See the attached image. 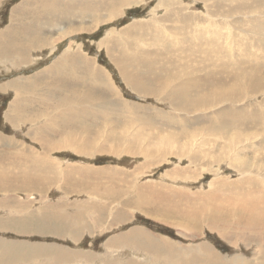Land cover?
Returning a JSON list of instances; mask_svg holds the SVG:
<instances>
[{
	"label": "rangeland",
	"instance_id": "374dc122",
	"mask_svg": "<svg viewBox=\"0 0 264 264\" xmlns=\"http://www.w3.org/2000/svg\"><path fill=\"white\" fill-rule=\"evenodd\" d=\"M56 1L0 0V138L81 171L110 235L141 226L131 264H264V0Z\"/></svg>",
	"mask_w": 264,
	"mask_h": 264
},
{
	"label": "crops",
	"instance_id": "0c3cea01",
	"mask_svg": "<svg viewBox=\"0 0 264 264\" xmlns=\"http://www.w3.org/2000/svg\"><path fill=\"white\" fill-rule=\"evenodd\" d=\"M4 137L0 138V264H131L146 260L133 237L142 227L110 235L113 219L110 227L103 222L108 220V211L94 210L83 200L81 171L69 173V178L61 171L54 175L50 172L57 164L53 159L28 148H22L26 154L21 158L17 156L20 151H11L19 144ZM8 161L18 168L4 170ZM104 234L106 239L97 243L96 238Z\"/></svg>",
	"mask_w": 264,
	"mask_h": 264
},
{
	"label": "bare ground",
	"instance_id": "6f19581e",
	"mask_svg": "<svg viewBox=\"0 0 264 264\" xmlns=\"http://www.w3.org/2000/svg\"><path fill=\"white\" fill-rule=\"evenodd\" d=\"M52 1V0H51ZM55 1V0H54ZM58 1V0H57ZM56 1V3L55 4H57L58 2ZM81 1V0H80ZM87 1V0H86ZM67 2H69V1H66V3ZM51 3V2H50ZM54 3V2H53ZM66 3H65V5H66ZM122 3H123V1H122ZM132 3V2H131ZM47 4V3H46ZM85 4V3H84ZM53 5V4H52ZM64 5V6H65ZM78 5V4H77ZM79 5H80V3H79ZM88 5H89V3H88ZM43 6V5H42ZM41 6V7H42ZM47 6V5H46ZM56 6V5H55ZM54 6V7H55ZM69 6V5H68ZM82 6V5H81ZM40 7V6H39ZM57 7V6H56ZM44 8V7H43ZM89 8V7H88ZM54 9H56V8H54ZM123 9V8H122ZM57 10V9H56ZM76 10V9H75ZM79 10V9H78ZM39 11V10H38ZM66 11H68V10H66ZM77 11V10H76ZM120 11V10H119ZM35 12V11H34ZM50 12H55V10L53 11V10H51ZM83 12V11H82ZM69 14V13H68ZM88 14V13H87ZM67 15V14H66ZM72 15V14H71ZM73 15H74V13H73ZM58 17V16H57ZM226 17V16H225ZM59 18V17H58ZM35 19V18H34ZM148 19V18H147ZM31 23V22H30ZM211 24V23H210ZM26 25V24H25ZM32 29V28H31ZM36 30V29H35ZM27 32V31H26ZM217 32V31H216ZM7 36V35H6ZM176 37V36H175ZM2 38H0V40H1ZM41 40V39H40ZM263 44V43H262ZM166 46V45H165ZM121 55V54H120ZM239 55V54H238ZM82 56V55H81ZM247 57V56H246ZM132 59V57H130V55L129 54H127V53H125V54H122L121 56H119L118 58H116L115 59V61H116V63H117V65L119 66V68H120V70H121V72H124V70H126V68H127V64H128V62L130 61ZM71 60V59H70ZM207 60V59H206ZM71 62V61H70ZM131 62V61H130ZM130 64V63H129ZM90 65V64H89ZM132 65V64H131ZM135 64H133V66H134ZM78 66V65H77ZM93 67H95V66H93ZM92 67V68H93ZM98 68V67H97ZM128 69H131V68H128ZM95 70H97V69H95ZM136 70V69H135ZM73 72V71H72ZM75 73V72H74ZM135 73V72H134ZM134 73H132V71L130 72V71H128V75L127 76H129L131 79H132V81H133V79H135V77H137V76H134ZM138 73V72H137ZM81 74V73H80ZM102 74H104L106 77H107V80L106 79H104L105 80V83L109 86V87H112V83H111V81H110V79L109 78H111V76H109L108 77V73H106V71H105V69H98L97 70V72H96V74H95V77H92V79L93 78H97V75H100L101 77H102ZM89 75V74H88ZM91 75V74H90ZM136 75V74H135ZM138 75H140V74H138ZM210 76V75H209ZM72 77V76H71ZM81 77V76H80ZM88 78H89V76H88ZM87 78V79H88ZM203 79V78H202ZM90 81H91V78L89 79ZM57 81V80H56ZM93 81H94V79H93ZM97 81V80H96ZM103 81V80H102ZM166 81V80H165ZM186 81V80H185ZM191 81V80H190ZM198 81V80H197ZM207 82H208V80H207ZM216 82V81H215ZM218 82V84H219V81H217ZM189 83V82H188ZM94 84H96V82H94ZM194 83H192V85H193ZM87 85V84H86ZM98 85V84H97ZM96 85V86H97ZM200 85V84H199ZM196 86V85H195ZM203 86V85H202ZM93 87V86H92ZM28 88V89H27ZM26 88V90H30L29 89V86ZM113 88V87H112ZM196 88V87H195ZM43 89V88H42ZM188 89H189V87L188 88H183L182 90L180 89V91L179 90H174V92H171L172 94L173 93H175V95H177L178 94V96L177 97H179V96H187L188 95ZM45 90V89H44ZM53 90V89H52ZM41 91V90H40ZM48 91H51V90H46V92H48ZM56 90H53V91H51L52 93L50 94V95H52V94H55L56 92H55ZM199 92V91H198ZM200 92H202V91H200ZM230 93V92H229ZM170 94V93H169ZM28 95V94H27ZM174 95V94H173ZM204 95V94H203ZM43 97V96H42ZM66 97V96H65ZM44 98H45V95H44ZM119 98V97H118ZM189 98V97H188ZM195 98V97H194ZM189 99H191V98H189ZM199 99H200V97H199ZM203 98H201L200 100H201V102L203 101L202 100ZM63 101H64V99H62ZM119 100V99H118ZM185 100V99H184ZM184 100H182V101H184ZM198 100V99H197ZM120 102L119 103H121V104H123L124 103V101L123 100H119ZM191 101V100H190ZM193 101V100H192ZM196 101V100H195ZM51 102V101H50ZM59 102V101H58ZM116 102V101H115ZM185 102V101H184ZM119 103H117L118 105H117V107L119 106ZM199 103V102H198ZM65 104V103H64ZM115 104V103H114ZM58 105V104H57ZM59 105H60V103H59ZM99 105H101V104H99ZM110 105H111V103H110ZM235 105V104H234ZM109 105H107V107H108ZM229 106V105H228ZM106 107V106H105ZM110 107V106H109ZM123 107H125V106H123ZM122 106H121V108H123ZM115 108V107H114ZM120 110H122V109H120ZM119 110V111H120ZM231 111V110H230ZM111 112V111H110ZM201 112V111H200ZM223 112V111H222ZM176 114V113H175ZM182 116V115H181ZM225 116V115H224ZM220 117V116H219ZM253 117V116H252ZM107 118V117H106ZM207 119V118H206ZM196 120V119H195ZM191 121V120H190ZM210 122V121H209ZM214 122V121H213ZM221 122V121H220ZM231 122V121H230ZM236 122V121H235ZM191 123V122H190ZM217 123V122H216ZM244 123V122H243ZM213 124V123H212ZM183 125V124H182ZM222 127H224V126H222ZM194 128V127H193ZM214 128V127H213ZM216 128V127H215ZM232 128V127H231ZM212 130V129H211ZM94 131V130H93ZM100 133V132H99ZM246 137V136H245ZM109 139V138H108ZM260 142V141H259ZM142 151V150H141ZM175 151V150H174ZM253 178H255V177H253ZM252 178V179H253ZM258 179V178H257ZM260 180V179H259ZM252 181V180H251ZM258 188V187H257ZM260 188V187H259ZM258 188V189H259ZM260 192H262L261 191V188H260V190H259ZM262 199V198H261ZM250 200V199H249ZM255 201V200H254ZM262 204H263V202L262 201H260ZM140 203V202H139ZM257 203H259V202H257ZM144 206V205H143ZM236 209V208H235ZM238 211V209L236 210V212ZM261 211V210H260ZM247 212H248V210H247ZM258 212V211H257ZM238 213V212H237ZM260 213V212H259ZM264 213V212H263ZM225 214H226V212H225ZM257 214V213H256ZM261 214V213H260ZM241 215H242V213H241ZM244 215V214H243ZM210 216H211V214H210ZM252 216V215H251ZM261 216V215H260ZM263 216H264V214H263ZM253 217V216H252ZM166 218V217H165ZM214 218V217H213ZM234 218V217H233ZM254 218H256V217H254ZM253 218V219H254ZM221 219V218H220ZM230 219V218H229ZM235 219H236V217H235ZM252 219V218H251ZM262 219H263V217H262ZM241 220V219H240ZM242 221V220H241ZM250 221H252V220H250ZM224 222V221H223ZM254 222H255V220H254ZM237 223H240L239 222V219L237 218L236 220H234L233 221V225H236ZM257 223H259L258 225H260V227L262 228V223L261 222H256V224ZM213 224V223H212ZM228 224V223H227ZM217 225V224H216ZM215 225V227H217ZM219 225V224H218ZM249 225V224H248ZM262 225V226H261ZM231 226V225H230ZM245 226V225H244ZM250 226V225H249ZM248 226V227H249ZM254 226V225H253ZM218 227H220V226H218ZM232 227V226H231ZM238 227V226H237ZM254 227H256V226H254ZM221 228V227H220ZM223 231H222V229H221V231L220 232H222L221 234L222 235H232V234H230V232H229V230H227L226 229V227H223ZM248 229V228H247ZM264 227L260 230L259 229V234L258 235H256L255 237H260L261 236V239H262V237H263V239L261 240V241H263L264 242ZM256 231V230H255ZM254 231V232H255ZM142 232V231H141ZM257 232V231H256ZM232 233V232H231ZM233 233H235V232H233ZM251 233H253V232H251ZM142 234H143V232H142ZM237 234V233H236ZM242 234V233H241ZM254 234V233H253ZM139 236H141L140 234H138ZM224 235V236H225ZM223 236V237H224ZM158 237V236H157ZM225 238V237H224ZM164 239V238H163ZM154 240V239H153ZM155 241V240H154ZM160 241V240H159ZM165 242V241H164ZM161 243H162V241H161ZM262 245V247H263V245H264V243L263 244H261ZM5 246V245H4ZM175 246H176V244H175ZM186 247V246H185ZM184 247V248H185ZM7 248V247H6ZM174 248V247H173ZM176 248V247H175ZM174 248V249H175ZM261 248V247H260ZM8 249V248H7ZM177 249V248H176ZM182 249V248H181ZM181 249L179 248V250L181 251ZM61 250H62V248H61ZM194 250V249H193ZM11 251V250H10ZM175 251H177V250H175ZM183 252H184V250H183ZM170 253V252H169ZM176 253H178V251L176 252ZM192 254V253H191ZM219 253H216L210 246H208V245H206V244H202V245H200L199 247H198V249H197V251H194V253H193V255L195 256V257H198L199 258V260H200V262H201V264H234V261H238V262H240L241 261V259H235V260H224L223 259V257H222V255H218ZM181 255V254H180ZM180 255H179V257H180ZM188 256V254H187V251H186V254H185V256ZM169 256V255H168ZM171 256V255H170ZM174 256V255H173ZM75 257V256H74ZM1 258V257H0ZM171 258H173L172 256H171ZM182 258V257H181ZM187 258V257H186ZM189 258V257H188ZM187 258V259H188ZM174 259V258H173ZM175 260V259H174ZM184 260V259H183ZM21 261V260H20ZM253 262V261H252ZM241 263V262H240ZM199 264V263H198ZM239 264V263H238ZM262 264V263H261Z\"/></svg>",
	"mask_w": 264,
	"mask_h": 264
}]
</instances>
